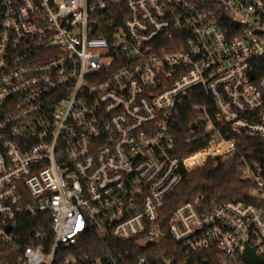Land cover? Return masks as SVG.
I'll return each mask as SVG.
<instances>
[{
    "label": "built area",
    "instance_id": "1",
    "mask_svg": "<svg viewBox=\"0 0 264 264\" xmlns=\"http://www.w3.org/2000/svg\"><path fill=\"white\" fill-rule=\"evenodd\" d=\"M233 158L248 198L187 201L166 227L184 172ZM248 247L264 264V0H0V264Z\"/></svg>",
    "mask_w": 264,
    "mask_h": 264
},
{
    "label": "trees",
    "instance_id": "2",
    "mask_svg": "<svg viewBox=\"0 0 264 264\" xmlns=\"http://www.w3.org/2000/svg\"><path fill=\"white\" fill-rule=\"evenodd\" d=\"M189 121V112L183 113L180 118L182 131H187ZM180 138L182 142H185L183 134L180 135ZM249 187V182L242 178L236 158L221 162L214 170L208 164L196 171L184 172L181 183L167 198L166 208L163 212L166 227L175 209L187 201L247 199ZM173 243L168 232L166 246L170 247Z\"/></svg>",
    "mask_w": 264,
    "mask_h": 264
},
{
    "label": "water",
    "instance_id": "3",
    "mask_svg": "<svg viewBox=\"0 0 264 264\" xmlns=\"http://www.w3.org/2000/svg\"><path fill=\"white\" fill-rule=\"evenodd\" d=\"M193 127H196V125H193ZM245 258L249 264H258L262 262V259L257 258V256L254 254V250L250 247H248L246 250Z\"/></svg>",
    "mask_w": 264,
    "mask_h": 264
}]
</instances>
